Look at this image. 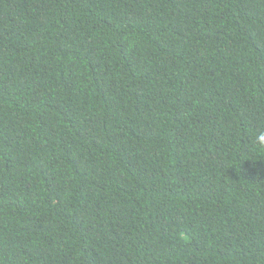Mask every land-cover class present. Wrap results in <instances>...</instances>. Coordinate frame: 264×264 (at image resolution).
<instances>
[{"label":"trees","instance_id":"1","mask_svg":"<svg viewBox=\"0 0 264 264\" xmlns=\"http://www.w3.org/2000/svg\"><path fill=\"white\" fill-rule=\"evenodd\" d=\"M264 0H0V264H264Z\"/></svg>","mask_w":264,"mask_h":264},{"label":"clouds","instance_id":"2","mask_svg":"<svg viewBox=\"0 0 264 264\" xmlns=\"http://www.w3.org/2000/svg\"><path fill=\"white\" fill-rule=\"evenodd\" d=\"M256 143L260 147H264V133H261L256 138Z\"/></svg>","mask_w":264,"mask_h":264}]
</instances>
